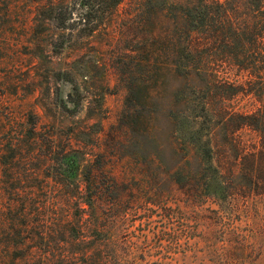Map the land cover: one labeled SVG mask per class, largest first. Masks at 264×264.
Segmentation results:
<instances>
[{
  "label": "rangeland",
  "instance_id": "374dc122",
  "mask_svg": "<svg viewBox=\"0 0 264 264\" xmlns=\"http://www.w3.org/2000/svg\"><path fill=\"white\" fill-rule=\"evenodd\" d=\"M81 1L0 0V264H264V194L249 192L237 179L238 151L227 149L216 126V166L240 189L230 198L197 202V193L205 195L197 187L201 166L174 137L175 117L185 107L183 89L205 84L176 75L174 56L165 51L186 40L181 6L194 0H123L106 15L92 12L89 18L101 22L97 30L88 36L77 26L72 42L62 47L47 20L50 8L69 3L73 19H85L88 8ZM209 2L212 18L218 20L220 12L223 19L210 27L209 44L200 52L205 77L219 82L210 86L211 108L219 110L224 97L227 111L252 113L259 103L240 94L248 81L235 60L240 61V49L223 43L232 21L240 27L250 18L247 0ZM71 62L78 69L82 100L74 115L64 109L70 84L51 78ZM120 69L140 88L132 120ZM31 115L43 131L69 137L81 151L80 183L93 169L104 184L119 183L121 193H105L102 199H119L115 208L84 206L83 212L77 193H51L45 224L36 225L39 218L31 212L21 221L13 200L19 195L14 192L19 166L16 159L6 163L4 155L28 129ZM240 135L244 141L254 137L239 130V142ZM4 163L14 166L15 181ZM34 194L38 200L43 196Z\"/></svg>",
  "mask_w": 264,
  "mask_h": 264
},
{
  "label": "trees",
  "instance_id": "16d2710c",
  "mask_svg": "<svg viewBox=\"0 0 264 264\" xmlns=\"http://www.w3.org/2000/svg\"><path fill=\"white\" fill-rule=\"evenodd\" d=\"M122 2L123 0H82L79 5L88 8L85 19H73L72 4L66 3L60 7L52 5L50 8L52 15L47 20L58 32L56 38L61 40L60 44L63 47L66 42H72L77 26L82 25V30H85L84 33L88 36L97 30L101 22L94 21V17L89 18L92 12L103 16L115 10ZM210 7L209 0H194L193 5L181 6L184 23L182 28L187 38L182 44L177 45L176 49H171L172 51L167 47L169 40L165 39L167 41L165 51L171 52L170 54L174 56L173 67L176 75L185 80L205 82L202 89L185 86L182 91L185 96V107L176 115L173 125L177 144L185 151L191 149L201 166L202 173L198 174L201 180L197 187L206 196L197 193V202L205 197L218 200L230 198L233 191L240 189L238 185L232 187L216 166L217 148L213 143L216 126L224 133L223 144L227 149L238 151L241 167L237 179L249 192L264 194V0H247L246 10L250 18L245 19L240 27H236L232 21L229 25L233 28L231 35L223 37L225 45H235L240 49V61L237 56L235 60L240 64V71L246 72L248 78L244 85H240V94L253 95L259 103V107L252 113L227 111L222 104L226 100L224 97L220 99L222 103L219 110L211 108L210 86L219 82L205 77L208 69L205 68L206 64L200 52L209 44L210 27L214 22L222 25L223 19L219 12L218 20H214ZM150 15L152 11L148 12L149 19ZM80 31L78 30L76 35L81 33ZM55 54L61 53L57 51ZM76 70H78L76 65L71 62L65 70L54 71L51 77L55 81L70 84L71 91L67 95L68 101L64 109L72 115L77 112L82 101L78 85L79 73ZM118 72L126 89V109L132 110L127 113V118L132 120L133 113L140 105L137 101L140 88L127 81L125 70L120 69ZM236 94L237 92L233 96ZM75 95L77 100L73 99ZM143 96V101L149 102V90H145ZM26 123H22V127ZM246 129L254 134L253 139L244 141L240 135V142L237 141L236 132ZM4 156L6 163L8 160L16 159L19 166V172L16 173L19 177V187L14 191L17 190L19 195L13 200L19 205L21 221L27 220L25 216L27 212H31L39 218L35 220L36 225L45 224L44 212L50 205L47 195L51 193H77L82 199L80 206L83 212L84 206L90 210L97 208L104 211L111 210L119 204V199L102 202L105 193H121L119 183L110 180L104 184L100 181L102 180L100 175L95 173V169L94 172L89 170L80 183L78 178L83 158L81 151L73 147L69 137H62L54 131H43L39 127L37 117L33 115L28 129L21 132L16 145H8ZM5 168L10 170L9 179L15 181L12 163L11 166L6 164ZM34 193H43V196L38 200ZM102 205L107 206L106 209L103 210ZM37 236L42 238L40 233ZM33 238L35 241L36 235Z\"/></svg>",
  "mask_w": 264,
  "mask_h": 264
}]
</instances>
